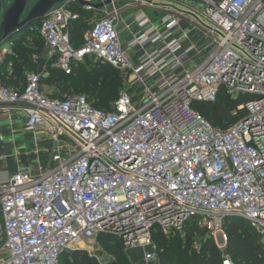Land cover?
Wrapping results in <instances>:
<instances>
[{
	"label": "built area",
	"instance_id": "built-area-1",
	"mask_svg": "<svg viewBox=\"0 0 264 264\" xmlns=\"http://www.w3.org/2000/svg\"><path fill=\"white\" fill-rule=\"evenodd\" d=\"M119 1L173 12L163 18L168 36L157 37L139 10L134 22L140 32L125 46ZM194 1L207 7L112 0L80 47L69 33L78 15L65 3L28 27V43L36 33L53 67L69 74L95 57L133 71L143 89L137 96L122 92L106 111L82 94L56 96L40 72L28 71L19 86L0 78V119H22L34 153L48 155L0 171V264H61L63 254L77 249L112 264L103 235L140 251L141 264H161L153 230H182L191 219L211 233L223 264H233L225 253L227 218L249 222L264 242V0ZM187 20L209 39L203 60L190 67L185 64L196 47L185 44L186 30L175 35ZM153 43L165 46L145 52ZM13 44L0 47L3 75L14 73ZM131 48H139L137 62ZM221 95L250 97L233 111L243 116L226 129L212 125L197 105Z\"/></svg>",
	"mask_w": 264,
	"mask_h": 264
},
{
	"label": "trees",
	"instance_id": "trees-1",
	"mask_svg": "<svg viewBox=\"0 0 264 264\" xmlns=\"http://www.w3.org/2000/svg\"><path fill=\"white\" fill-rule=\"evenodd\" d=\"M88 11V10H87ZM92 27V25H91ZM87 26L83 17L76 20H71L69 23V33L73 44L80 47L83 44H75V32H83L91 28ZM29 33L27 28L23 34L18 35L12 41L14 42V54L9 57L13 62L14 73L12 75L2 74L4 70L0 69V78L7 85L19 86L24 83L25 76L28 71L40 73L50 72L48 78L51 80H62L59 96L65 98L71 95L69 93L73 85H78V90L84 89L89 92L87 98L97 108L110 111L112 105L119 97V90L123 84L124 77L120 69L112 66L101 60L96 61L88 57L85 61L79 62L73 66L72 72H66L53 67L51 62L46 59V51L42 39L35 33L33 40L28 43L26 35ZM48 72V73H49ZM43 75V84L48 85V79ZM77 90V93H78ZM75 93V92H74ZM65 94V96H64ZM67 94V95H66ZM250 97H239L233 101L231 98L221 95L215 103H199L197 105H206L202 108V114L215 127L226 129L238 121L243 113L238 116L233 114V111L245 100ZM160 228L156 227L153 230V238L156 231ZM224 229L228 235V244L226 255L230 257L233 264H264V242L261 240V235L251 226V224L240 218H227L224 223ZM182 235L176 238L169 239L165 236L161 237V243L156 244L157 252L160 257L161 264H223L224 255L218 248L212 237L207 236V230L202 228L197 219H191L184 225ZM186 237L188 240L184 242L181 237ZM203 236L199 246H193L194 238ZM154 240V239H153ZM105 250H109L116 256L118 264H129L126 255L123 251V246H110L108 243L101 240ZM63 254L61 264H63ZM69 264H95L96 260L90 257L83 249L73 251Z\"/></svg>",
	"mask_w": 264,
	"mask_h": 264
},
{
	"label": "rangeland",
	"instance_id": "rangeland-1",
	"mask_svg": "<svg viewBox=\"0 0 264 264\" xmlns=\"http://www.w3.org/2000/svg\"><path fill=\"white\" fill-rule=\"evenodd\" d=\"M37 1L38 0H29L28 9H30ZM168 1L172 2V5H174L175 7L179 8V9H184V10L185 9L189 10V9H193L194 8V9H198V10L203 11L207 7L206 3L198 2V1H194V0H168ZM4 2H5V8H7L9 6V4H11L13 2V0H4ZM70 9L72 10V13H74V14L76 13V14L81 15L83 17L85 23L89 27H91V25H92V23L94 21H96L97 19L101 18L100 16H98V13H95L94 9L93 10H89L87 13L82 11L81 8L76 6V5L70 7ZM171 13H173V12L165 11V10H157V9L152 10V11L149 10L148 16L150 17V20L152 21V24L154 25V27H156V29H157V34H156L157 37L158 36L161 37V35L163 37L168 36V33H166L167 32V28L165 27L166 24H164V23L162 24L160 17L164 18L167 14H171ZM184 24H186L185 26L190 27L192 32H193V28H195L194 26L197 25V23H195L194 21H191V20H187L186 23H184ZM206 24L210 25V26L213 25L210 21H207ZM140 29L141 28L139 26H137V24L135 22H133L131 25L127 24V27L123 28L122 32H124L123 35L130 34V31H134V33L137 34V33L140 32ZM83 30H84V28L82 29V31L80 30L78 32L77 31L75 32L76 40L82 41L83 35L86 32V30L84 32H83ZM183 31H185L184 28L179 30V31H176L175 35L176 36H180V35L183 34ZM23 33H21V34H23ZM121 36H122V33H121ZM133 36L134 35L132 33L131 39H132ZM192 37H195L194 32L192 33ZM203 40L204 41L202 43V40L199 42L195 38L194 39L195 42L194 41L193 42H194L195 45H198V44L201 43V45H199V48H200L202 45H205L209 41L208 38L203 39ZM206 40H207V42H206ZM127 43H128V41H127ZM188 44H190V42ZM163 46H165V45H163V43H159L157 45V48H161ZM92 59L101 62V60H99V59H97L95 57L92 58ZM48 72L42 73V75L45 74V77L47 76V78H48V76L50 75V72L49 73ZM122 73H123L124 81H123V84L120 87H118L119 96H120V94L122 92H126V91L130 92L134 96L139 95V93H141V90L143 89V85L140 82L139 78L134 74L133 71H122ZM159 78H160L159 76H157L156 79H155V77H153L151 83L156 82ZM48 79H49L48 80V85L50 87L49 88L50 91L55 93L56 95L61 96L62 94L59 92V88H60V85L62 84L63 81L62 80H58V81L54 80L53 81L50 78H48ZM149 79H151V78H149ZM77 90H78V85H73L69 93L77 94V95H80V94L88 95L89 94V92H86L85 88L78 90V93H77ZM64 96H65V94H64ZM232 100L235 101V99H232ZM205 106L206 105L201 104V105H198V108L202 111V108H204ZM182 231L183 230H179V229L178 230H164V229L158 230L157 229V231L155 233V237L153 238L154 239V243H155V245L161 243L160 239H161L162 236H165V238L167 237L169 239L176 238L178 235H182L181 233H179V232H182ZM207 236L208 237H212L211 233H208V232H207ZM181 238H182V240L184 242H187V240H188L185 236L184 237L182 236ZM201 238H203V236H200V237L196 236L194 238V242H193V246L194 247L197 248L199 246ZM101 240H103V242L106 241L108 243V245H110V246H121L122 247V244H121L120 240L117 237L103 235L101 237ZM123 251H124V253L126 255V258H127L129 264H141L139 256L137 255L138 253L135 254V251H128L126 249H123ZM71 253H72V251H69L68 253H66L67 255L64 257L63 264H69L70 259H71V256H69V255ZM157 255H158V252H157ZM106 257H107L108 260L116 261L115 254L110 252L109 250H106ZM158 259H159V261H161L159 255H158ZM95 264H100V263L96 260ZM121 264H123V263L121 262Z\"/></svg>",
	"mask_w": 264,
	"mask_h": 264
},
{
	"label": "crops",
	"instance_id": "crops-1",
	"mask_svg": "<svg viewBox=\"0 0 264 264\" xmlns=\"http://www.w3.org/2000/svg\"><path fill=\"white\" fill-rule=\"evenodd\" d=\"M88 1H90L94 4H98V3L105 2L107 0H88ZM65 4L70 11H72L70 9V7H72L74 5L80 7L81 10L86 12V13L89 10L94 9L95 13H98V16H100V17H102L104 15V12H107L110 8H112L111 4L106 5L100 9L85 8L84 6H82L76 2L65 3ZM117 5L119 8H121L120 9L119 29L122 33L123 43L126 46L128 44L127 41H129L131 39L132 33H133V35H135V33H134V31H130V34L123 35V33H124V32H122L123 28H126L127 24L131 25L135 21L134 18L137 15L139 10H144L148 16L149 10L152 11L155 9L150 8V7H144V6L142 7L140 5L126 7V6H124L125 2H120V1L117 2ZM76 15H78V18H80L79 14H76ZM160 19H161V22L163 24V18L160 17ZM185 25L186 24L181 26L182 27L181 29L184 28L188 32V39L185 42V44L188 45V43L190 42V44H193L196 47V49L191 52L190 61L186 62V64H185L186 67H190V66H194V65L200 63L204 58L203 54L206 53V51L203 48L204 45H202L199 48V45H201V43L198 45H195L194 39L196 38L199 42L202 40V43H203V41H204L203 39H206L207 37L204 35L203 29L198 25L194 26L195 28H193V32H194L195 37H192L193 32H192L191 28L187 27ZM83 37H84V35H83ZM82 41H83V39H82ZM206 42H207V40H206ZM79 43H81V42L76 41L75 44H79ZM157 45H158L157 43L147 45L144 48V51L147 53H153L156 50L160 49V48H157ZM138 50H139V48H131L130 49V52L133 55H135L134 56L135 62L138 61V58L140 55L139 54L140 52L138 53ZM202 52H203V54H202ZM23 125H24V122L22 119H19V120L14 121V122H11L5 118L0 119V171L14 172L18 169L19 166L28 165V164H36L38 162H44L47 160V158H48L47 153H41V154L34 153V150H35L34 149L35 148L34 142L32 140H29L26 138L25 132L23 130ZM135 254H137L139 256V259H141L142 253L140 251L139 252L135 251Z\"/></svg>",
	"mask_w": 264,
	"mask_h": 264
},
{
	"label": "water",
	"instance_id": "water-1",
	"mask_svg": "<svg viewBox=\"0 0 264 264\" xmlns=\"http://www.w3.org/2000/svg\"><path fill=\"white\" fill-rule=\"evenodd\" d=\"M72 2L79 3L85 8L100 9L111 4L112 0L98 4L88 0H38L30 9L29 0H13L7 8L4 0H0V47L11 42L33 23L44 19L57 4ZM112 264L118 262L113 261Z\"/></svg>",
	"mask_w": 264,
	"mask_h": 264
}]
</instances>
